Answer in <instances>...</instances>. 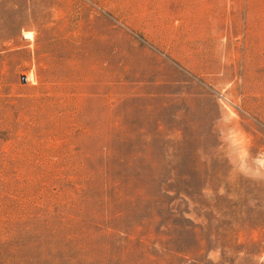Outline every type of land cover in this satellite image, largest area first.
Listing matches in <instances>:
<instances>
[{"label": "rangeland", "instance_id": "obj_1", "mask_svg": "<svg viewBox=\"0 0 264 264\" xmlns=\"http://www.w3.org/2000/svg\"><path fill=\"white\" fill-rule=\"evenodd\" d=\"M262 160L264 0H0V264H264Z\"/></svg>", "mask_w": 264, "mask_h": 264}, {"label": "bare ground", "instance_id": "obj_2", "mask_svg": "<svg viewBox=\"0 0 264 264\" xmlns=\"http://www.w3.org/2000/svg\"><path fill=\"white\" fill-rule=\"evenodd\" d=\"M24 37L27 38V39H32L34 38V32L31 31V30H25L24 31ZM27 81H33L34 83L36 82V79H35V76H34V73L30 72L28 75H27Z\"/></svg>", "mask_w": 264, "mask_h": 264}, {"label": "clouds", "instance_id": "obj_3", "mask_svg": "<svg viewBox=\"0 0 264 264\" xmlns=\"http://www.w3.org/2000/svg\"><path fill=\"white\" fill-rule=\"evenodd\" d=\"M258 163H260L261 166L264 167V160H262V161H258ZM257 175H259V173H257Z\"/></svg>", "mask_w": 264, "mask_h": 264}, {"label": "built area", "instance_id": "obj_4", "mask_svg": "<svg viewBox=\"0 0 264 264\" xmlns=\"http://www.w3.org/2000/svg\"><path fill=\"white\" fill-rule=\"evenodd\" d=\"M26 79H27V76H26ZM29 82V81H28Z\"/></svg>", "mask_w": 264, "mask_h": 264}]
</instances>
